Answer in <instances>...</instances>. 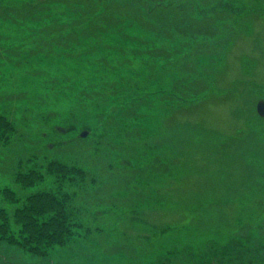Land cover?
<instances>
[{
    "label": "rangeland",
    "instance_id": "rangeland-1",
    "mask_svg": "<svg viewBox=\"0 0 264 264\" xmlns=\"http://www.w3.org/2000/svg\"><path fill=\"white\" fill-rule=\"evenodd\" d=\"M35 1L0 0V190L13 195L0 207L36 190L62 199L79 169L103 181L91 194L104 202L46 255L0 240V264H194L236 238L257 257L210 264H264V0H146L221 12L213 37L150 32L134 13L95 19L89 36L93 8L20 9ZM23 163L32 186L11 173Z\"/></svg>",
    "mask_w": 264,
    "mask_h": 264
},
{
    "label": "trees",
    "instance_id": "trees-1",
    "mask_svg": "<svg viewBox=\"0 0 264 264\" xmlns=\"http://www.w3.org/2000/svg\"><path fill=\"white\" fill-rule=\"evenodd\" d=\"M43 1H51L53 3L71 6L79 11H83L81 8L82 6L86 9L93 8V13L89 16L91 20L88 29L83 32L87 35L88 31L89 36L92 35L90 30L94 28V23H97L94 21L95 19H102L104 23L115 27L119 23L117 19L119 15L134 13L136 16H133V18L136 23L150 32L158 31L162 24H164L168 26L167 31H169L168 33L171 35H173L171 33V29H173L175 33L213 37L217 34L215 30L216 19L224 15L221 14V12H214L212 16L198 18L195 16L192 7L165 2H158L154 5H150L146 0H132L126 4H122L117 0L108 3L102 0L99 1V4L94 2V0ZM40 2H42V0L25 3L20 9H24L28 14H33L40 10ZM73 5H77L78 7ZM133 6L139 9V12L129 10V8ZM0 15L5 17L2 14ZM81 15L83 16L84 14L82 13ZM77 35L78 34L74 32H70L64 36L65 38L59 39L60 42L57 43L61 45L62 40H64L66 45L63 46L68 47L70 43L77 41ZM162 54H164V52ZM3 123L4 121L0 116V130ZM7 129H9V123L6 124V130ZM19 161V164H21V160ZM51 165L53 164H48L49 168L54 169ZM82 171V169H79L76 171L77 174L67 177L69 178L68 184H75L74 181H77V183L75 188L73 187L70 189L67 186L65 190L62 188V193L64 195L62 199L58 200L55 194L48 191L36 190L29 192L25 197V203L20 207L17 206L12 214H9L5 208L0 207V240H7L10 243L21 246L27 251L40 255H46L48 251L53 248L66 246L73 233L70 225L75 226L73 229L79 228L76 227V225L81 226V223L79 225L72 222V220H79V217L73 218L74 215L76 213L86 212V209H89V207L101 206L104 202V198L91 194L92 191H97L95 189L102 187L103 181L101 179H95L94 176L90 179L88 171ZM61 172L65 174L63 170H61ZM11 173H13L15 179L21 184H24L25 187L34 185V174L36 173L34 167H29L28 164L23 163L21 168H15L11 170ZM78 174L82 175L81 179L78 177ZM93 182L94 184H92ZM0 192L6 193L10 199H13V195L7 188L0 190ZM112 196V194H109L106 199L112 198ZM112 207L114 206L112 205ZM75 232L77 235L80 233L77 229ZM234 244L238 246L237 249L227 250L226 247L228 245L222 246L220 253L214 252L212 248H210L204 251L200 259L193 261V263L210 264L219 263L220 261L228 263L231 261L230 255L232 256L233 253H236V250L239 251V254H236L240 255L241 260H244V254L247 257H252V259L257 257L255 255H258V253L256 251L253 252L252 249L249 248L248 242L243 241L242 238H236ZM260 247H264V238L261 239ZM260 247L258 245L254 250L259 251ZM116 251L114 250L113 252ZM110 252L113 253L112 251ZM218 253L220 256L212 258L213 254ZM208 255L211 257L206 258L205 256Z\"/></svg>",
    "mask_w": 264,
    "mask_h": 264
},
{
    "label": "water",
    "instance_id": "water-1",
    "mask_svg": "<svg viewBox=\"0 0 264 264\" xmlns=\"http://www.w3.org/2000/svg\"><path fill=\"white\" fill-rule=\"evenodd\" d=\"M257 110L259 112V114L264 117V100H260L257 104ZM87 131L82 132L81 136H86L87 135Z\"/></svg>",
    "mask_w": 264,
    "mask_h": 264
}]
</instances>
